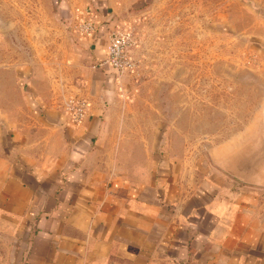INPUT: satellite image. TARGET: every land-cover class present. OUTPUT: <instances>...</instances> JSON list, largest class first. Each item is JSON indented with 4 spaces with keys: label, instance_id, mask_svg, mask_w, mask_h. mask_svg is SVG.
Listing matches in <instances>:
<instances>
[{
    "label": "crops",
    "instance_id": "crops-1",
    "mask_svg": "<svg viewBox=\"0 0 264 264\" xmlns=\"http://www.w3.org/2000/svg\"><path fill=\"white\" fill-rule=\"evenodd\" d=\"M89 5L80 85L47 75L38 91L21 68L14 110L0 105V264H264V162L249 180L240 151H211L199 178L197 159L168 156L166 130L134 123L128 73L104 62L110 4Z\"/></svg>",
    "mask_w": 264,
    "mask_h": 264
},
{
    "label": "rangeland",
    "instance_id": "rangeland-1",
    "mask_svg": "<svg viewBox=\"0 0 264 264\" xmlns=\"http://www.w3.org/2000/svg\"><path fill=\"white\" fill-rule=\"evenodd\" d=\"M100 1L111 5L100 27L105 44L112 31L128 40L130 65L119 72L128 73L129 109L144 116L134 123L166 130L168 156L197 159L199 178L211 151L218 164L228 151H240L245 176L254 180L264 162V0ZM93 3L0 0L3 108L14 110L21 68L23 81L36 82L38 91L47 75L80 85L84 62L73 53L81 47L75 32L80 38L97 33L99 19L93 30L84 28L93 20Z\"/></svg>",
    "mask_w": 264,
    "mask_h": 264
},
{
    "label": "built area",
    "instance_id": "built-area-1",
    "mask_svg": "<svg viewBox=\"0 0 264 264\" xmlns=\"http://www.w3.org/2000/svg\"><path fill=\"white\" fill-rule=\"evenodd\" d=\"M92 23L84 25L85 29H92ZM128 40L123 36L112 31L108 33V44L104 62L117 71H121L130 65V59L127 56ZM69 105L75 120H79L85 110V102L82 100H69Z\"/></svg>",
    "mask_w": 264,
    "mask_h": 264
}]
</instances>
